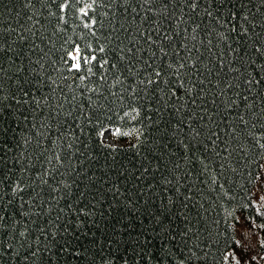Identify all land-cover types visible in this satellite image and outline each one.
I'll use <instances>...</instances> for the list:
<instances>
[{
  "label": "trees",
  "instance_id": "1",
  "mask_svg": "<svg viewBox=\"0 0 264 264\" xmlns=\"http://www.w3.org/2000/svg\"><path fill=\"white\" fill-rule=\"evenodd\" d=\"M263 162L264 0H0V264H228Z\"/></svg>",
  "mask_w": 264,
  "mask_h": 264
},
{
  "label": "rangeland",
  "instance_id": "2",
  "mask_svg": "<svg viewBox=\"0 0 264 264\" xmlns=\"http://www.w3.org/2000/svg\"><path fill=\"white\" fill-rule=\"evenodd\" d=\"M76 49L72 52L73 55H76ZM102 137L105 142L110 144H121L126 140H117L113 131L109 129H104L102 131ZM262 175H264V162L262 164ZM264 179V176H261L258 180V184L255 187V200L257 203L262 204L264 202L263 191L261 190L262 183L261 181ZM264 182V181H263ZM256 225L252 223H247L244 219L241 220L238 225H235L236 233L238 236V244L235 248H233L229 253V262L228 264H242L244 263V259L247 261V264H252L250 262L251 259H255L257 262L254 264H263L264 260L262 257V253L259 252V245L264 240V234H262L261 230H264L257 226L258 224L254 222Z\"/></svg>",
  "mask_w": 264,
  "mask_h": 264
}]
</instances>
